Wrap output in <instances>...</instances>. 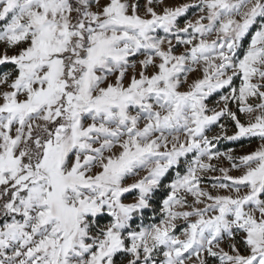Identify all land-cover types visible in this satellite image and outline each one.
Wrapping results in <instances>:
<instances>
[{
	"label": "snow or ice",
	"instance_id": "snow-or-ice-1",
	"mask_svg": "<svg viewBox=\"0 0 264 264\" xmlns=\"http://www.w3.org/2000/svg\"><path fill=\"white\" fill-rule=\"evenodd\" d=\"M0 264H264V0H0Z\"/></svg>",
	"mask_w": 264,
	"mask_h": 264
},
{
	"label": "trees",
	"instance_id": "trees-1",
	"mask_svg": "<svg viewBox=\"0 0 264 264\" xmlns=\"http://www.w3.org/2000/svg\"><path fill=\"white\" fill-rule=\"evenodd\" d=\"M228 146H234V145H229V142L225 141L223 147H228Z\"/></svg>",
	"mask_w": 264,
	"mask_h": 264
},
{
	"label": "rangeland",
	"instance_id": "rangeland-1",
	"mask_svg": "<svg viewBox=\"0 0 264 264\" xmlns=\"http://www.w3.org/2000/svg\"><path fill=\"white\" fill-rule=\"evenodd\" d=\"M252 146L254 147L255 145L253 144ZM232 147H236V148L239 149V145H234V146H232ZM222 150H223V149H222ZM245 150H247V148H245Z\"/></svg>",
	"mask_w": 264,
	"mask_h": 264
}]
</instances>
